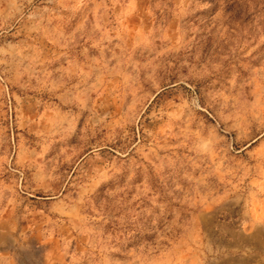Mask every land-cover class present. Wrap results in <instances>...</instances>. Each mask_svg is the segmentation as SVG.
I'll use <instances>...</instances> for the list:
<instances>
[{
    "label": "rangeland",
    "instance_id": "rangeland-1",
    "mask_svg": "<svg viewBox=\"0 0 264 264\" xmlns=\"http://www.w3.org/2000/svg\"><path fill=\"white\" fill-rule=\"evenodd\" d=\"M0 264H264V0H0Z\"/></svg>",
    "mask_w": 264,
    "mask_h": 264
}]
</instances>
